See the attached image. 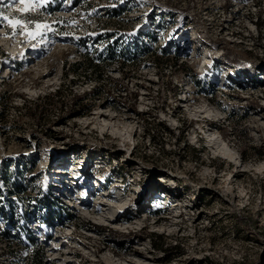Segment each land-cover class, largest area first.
<instances>
[{
	"label": "rangeland",
	"instance_id": "1",
	"mask_svg": "<svg viewBox=\"0 0 264 264\" xmlns=\"http://www.w3.org/2000/svg\"><path fill=\"white\" fill-rule=\"evenodd\" d=\"M24 7L0 0L26 21L0 16V264H264V0Z\"/></svg>",
	"mask_w": 264,
	"mask_h": 264
},
{
	"label": "trees",
	"instance_id": "2",
	"mask_svg": "<svg viewBox=\"0 0 264 264\" xmlns=\"http://www.w3.org/2000/svg\"><path fill=\"white\" fill-rule=\"evenodd\" d=\"M56 8L53 9V11H55ZM107 53H108V58L109 60L112 59H120L123 57V54H125V50L119 48V46H114L112 44H109L107 47ZM98 54H100L99 50L97 52ZM96 53V54H97ZM121 63H123L122 61H120ZM73 70L75 72H78L79 69L81 67L85 68V74L87 73H93V72H97L99 71V69H101L100 67H102L104 65L103 63V59L99 60L97 59V57H95V55L92 56H87L86 57V61L83 62H78L76 63ZM25 171L22 170V168L20 169H16L14 171H10L8 172V175L4 174V179L6 181V184H8V187L10 188V192L17 194L18 192L21 191H25L28 190L30 187H28L27 184L24 183L23 178H25ZM5 194L8 193H4V191L2 190V188L0 187V196H3ZM10 196V195H9ZM31 201L30 204H34V205H43V207L45 208L43 214L45 215V220L49 223H53L54 219L51 218V214H52V207L53 204L58 205L61 209L60 212L63 213V208H65L66 204L61 201L58 200L57 201V197L53 196V193H49L46 191V189H44V187H38L37 188V193L30 195ZM4 200V199H3ZM3 212V216L5 217V219L7 220V222H9L10 217L7 216V210H3L2 208H0ZM19 217H21V213H18ZM59 218V215H58ZM60 219V218H59ZM20 221L17 222V224L15 225L16 228L19 230V233H21V225H20ZM26 233L28 235V241H30L31 243L35 244L37 237H35L34 233L32 232V230L29 227H25ZM9 231V230H8ZM35 254V248L32 249V256H31V262L32 264H45L44 261V254H39V255H34Z\"/></svg>",
	"mask_w": 264,
	"mask_h": 264
},
{
	"label": "snow or ice",
	"instance_id": "3",
	"mask_svg": "<svg viewBox=\"0 0 264 264\" xmlns=\"http://www.w3.org/2000/svg\"><path fill=\"white\" fill-rule=\"evenodd\" d=\"M19 3L22 5H25L24 8L21 9L22 12L24 13H31L32 11H34L35 9L33 7H31V5H35V4H40L43 5L45 3V0H19ZM0 16L3 17L4 20H7L8 23L10 25H12L13 27V32L15 33L16 27L20 26V25H24L26 24V21L20 20V19H16V20H10L8 16H4L3 13H0ZM37 31L36 32H28V36L30 38H35L36 35L40 34L41 29H43L44 31L49 30L47 25H41V24H36L35 25Z\"/></svg>",
	"mask_w": 264,
	"mask_h": 264
},
{
	"label": "bare ground",
	"instance_id": "4",
	"mask_svg": "<svg viewBox=\"0 0 264 264\" xmlns=\"http://www.w3.org/2000/svg\"><path fill=\"white\" fill-rule=\"evenodd\" d=\"M224 154H225V156H227V157H232L229 153H227V152H224ZM64 174H66V173H64Z\"/></svg>",
	"mask_w": 264,
	"mask_h": 264
}]
</instances>
